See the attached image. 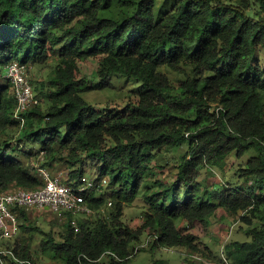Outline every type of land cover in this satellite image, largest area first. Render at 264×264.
Instances as JSON below:
<instances>
[{
    "label": "trees",
    "instance_id": "1",
    "mask_svg": "<svg viewBox=\"0 0 264 264\" xmlns=\"http://www.w3.org/2000/svg\"><path fill=\"white\" fill-rule=\"evenodd\" d=\"M116 1L0 0V192L41 188L34 165L41 152L49 168H65L70 183L88 168L97 170L98 182L110 179L117 199L110 218L101 215L105 199L93 190L86 202L98 211L95 222L79 221L77 232L68 223L56 243L48 233L60 264H129L141 251L163 248L206 256L188 229L209 226L220 209L242 212L251 226L250 240L224 247L228 264H264V0H168L160 9L157 0H140L115 15ZM13 61L55 63L42 87L45 108L29 111L22 128L4 78ZM163 67L185 74L177 88ZM116 75L142 84L138 103L100 113L82 94L96 82L112 89ZM186 141L190 152L175 181L146 196L143 225L124 224L126 205L154 176L148 165L155 154ZM250 148L259 153L240 170L250 186L229 181L213 191L199 182L204 170L224 168L231 154L242 158ZM27 211H17L19 232L36 229L25 225ZM147 231L158 238L135 253ZM12 240L0 247L34 264L29 244Z\"/></svg>",
    "mask_w": 264,
    "mask_h": 264
},
{
    "label": "rangeland",
    "instance_id": "2",
    "mask_svg": "<svg viewBox=\"0 0 264 264\" xmlns=\"http://www.w3.org/2000/svg\"><path fill=\"white\" fill-rule=\"evenodd\" d=\"M140 0H117L112 7L111 14H121L125 10H132ZM168 0H157V9L162 6H169ZM261 61V60H260ZM26 70L29 79L32 82L34 91L36 92L39 100L40 107L45 108L42 95V87H48L51 78L54 77L55 63L49 62L43 66L26 65ZM167 74L171 80L173 86L177 88L182 79L185 78V74L174 72L168 67L161 69ZM113 88H103L96 82L91 91L82 94V97L93 106L95 110L100 113H106L112 111L118 113L122 111L127 105L132 107L138 103L139 94L142 89V84L132 78L126 76H113L112 78ZM23 126L20 125V128ZM17 130L16 137L19 135ZM17 141L15 138L14 142ZM190 144L186 141L183 142L181 147L174 148L172 150H162L155 154V159L149 163V167L153 170L154 176L151 177L147 183L142 186L140 194L136 200L130 205H126L122 220L127 226L137 229L144 223V216L147 212L148 204L146 196L150 191L161 189L160 185H171L178 172V165L181 159L187 157L190 152ZM256 148H250L246 155L242 158H238L235 153L231 154L226 159L224 168L212 167L203 171L202 176L199 178V182L210 190L217 191L220 189V185L228 184V182L235 183L239 186H250L252 181L246 180L240 176L241 169L246 167L247 162L252 156L258 155ZM36 166L35 174H38V167L44 166L53 175H61L63 178H67L68 172L65 168L56 165L53 169L49 168L48 164L45 165V161L40 157L34 161ZM97 170L95 168H88V177H97ZM108 184L102 189L96 191V196H103L105 202L99 209L101 215L105 218H110L111 212L114 209L117 199L114 194L115 187L111 185L110 179L107 178ZM99 217L98 211L95 210L92 215H79L70 216L68 214H55L49 209H29L27 211L28 223L26 226H34L36 229L32 231H26L21 229L19 234L11 241L14 244L17 241H23L25 244H29L31 259L34 264H60L61 261L53 257L55 255L54 244L48 242V233L52 232L54 235V242H60L62 235L64 234L67 224L73 226L77 224L79 227V221L88 219L95 222ZM242 212L238 214H230L223 209L218 210L215 216L210 220L209 226L195 225L188 229V233L194 235L197 245L205 252L206 256L202 253L191 254L189 249H158L152 251L145 250L139 252L129 264H223V256L225 255L224 247L235 241L244 242L249 239L247 230L251 227L241 220ZM24 224V222H20ZM254 224L258 225L259 220L255 219ZM183 226H187L183 223ZM74 227V226H73ZM150 232L147 231L142 238V241L148 239ZM5 247L6 244L3 243ZM2 246V244H0ZM212 256L209 258V256ZM194 256V257H193ZM226 257V256H225ZM12 259L6 258L5 264H8Z\"/></svg>",
    "mask_w": 264,
    "mask_h": 264
},
{
    "label": "built area",
    "instance_id": "3",
    "mask_svg": "<svg viewBox=\"0 0 264 264\" xmlns=\"http://www.w3.org/2000/svg\"><path fill=\"white\" fill-rule=\"evenodd\" d=\"M4 78L10 82L14 90L13 119L24 126L25 115L40 105V100L28 77L26 65L18 61L11 62L5 68ZM44 155L45 153L41 152L39 157L44 160ZM37 172L43 181L41 188L36 190L18 188L0 192V242L13 239L19 234L20 220L17 213L19 209L47 208L55 214H70L71 216L94 214V210L86 202V196L88 192L100 190L108 183L106 178L98 182L96 177L88 176L70 183L68 178L53 175L44 166L38 167ZM73 226L76 232L79 231L77 224L74 223ZM156 238L158 236L151 237L150 235L147 240L137 246L135 253L141 248L148 247L149 243ZM6 258L21 264L28 263L20 260L12 249L0 247V264H5ZM223 261L228 264L225 255Z\"/></svg>",
    "mask_w": 264,
    "mask_h": 264
}]
</instances>
